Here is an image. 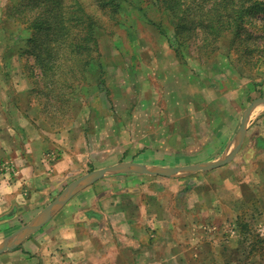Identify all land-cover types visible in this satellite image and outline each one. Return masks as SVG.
Returning a JSON list of instances; mask_svg holds the SVG:
<instances>
[{"label":"rangeland","instance_id":"374dc122","mask_svg":"<svg viewBox=\"0 0 264 264\" xmlns=\"http://www.w3.org/2000/svg\"><path fill=\"white\" fill-rule=\"evenodd\" d=\"M37 1L0 0V96L9 99L11 112L13 105L21 104L43 130L59 132L78 121L89 124L94 106L106 115L109 131L111 125L125 121L120 142H132L135 132L140 147L149 136L147 130L155 131L157 142L163 140L171 153H179V163L171 167L202 165L233 151L244 112L264 98V64L250 69L236 58L230 62L226 55L232 34L219 38L215 57L203 55L197 39L200 30L188 29L199 13L191 0H178L180 13L185 3L191 4L184 10L187 29L173 38L187 39L181 46L183 54L170 46L174 22L160 1L117 0L122 5L118 11L101 8L95 0H65V12L78 13L81 5L86 15L99 19L94 28L99 43L94 55L101 56L104 66L100 80L87 78L83 89L80 86L68 94L67 110L59 109V84L53 92L51 72L45 73L28 52L33 49L29 38L35 33L29 22L39 14L38 7L29 4ZM72 27L75 31L74 23ZM61 55L54 64L65 62ZM111 136L120 143L118 135ZM262 149L261 103L251 111L241 148L231 160L173 175L182 178V186L173 180L172 192H165L166 212L175 226L168 225L171 237L156 253L173 254L169 264H263L258 258H264ZM108 152L118 155L120 150L113 147ZM179 225L183 232L179 233Z\"/></svg>","mask_w":264,"mask_h":264},{"label":"crops","instance_id":"0c3cea01","mask_svg":"<svg viewBox=\"0 0 264 264\" xmlns=\"http://www.w3.org/2000/svg\"><path fill=\"white\" fill-rule=\"evenodd\" d=\"M8 100L0 96V244L8 241L14 246L0 252V264H169L173 260V254L156 252L171 237L168 225L175 226L166 212L165 192H172L173 180L182 186V178L110 168L121 163L173 168L179 153H171L163 140L157 142L155 131L147 130L149 136L140 147L135 132L132 142H120L125 121L111 125L109 131L106 115L94 106L89 124L78 121L51 132L35 125L21 104L13 105L11 112ZM113 147L120 152L109 156ZM103 169L91 180L90 174ZM28 225L39 226L20 239ZM178 229L183 232V225ZM258 258L263 263L264 258Z\"/></svg>","mask_w":264,"mask_h":264},{"label":"trees","instance_id":"16d2710c","mask_svg":"<svg viewBox=\"0 0 264 264\" xmlns=\"http://www.w3.org/2000/svg\"><path fill=\"white\" fill-rule=\"evenodd\" d=\"M117 0H95L102 7L121 11V4ZM161 7L168 10L171 21L174 22L173 37L170 46L178 53L183 54L181 46L187 40L182 36L178 41L174 36L183 35L187 29L185 11L191 4L185 3L181 7L178 0H157ZM65 0L37 1L29 4L37 6L39 14L31 19L29 24L34 29V36L29 38L33 49L28 50L35 57L36 63L45 73L51 72L52 91L57 93L58 108L63 109L68 102V94L73 89L77 92L83 89V83L90 76L100 80L104 61L101 56L94 55L98 51V38L95 35V22L99 19L93 15H86L84 7L79 5L78 13L64 10ZM199 9L197 17L189 31L200 30L201 36L198 47L206 57H215L219 53L220 37L232 34L227 57L232 58L247 67H261L264 64V0H191ZM27 5V4H26ZM119 6V7H118ZM119 8V9H118ZM118 11H115L117 13ZM72 23L75 24V31ZM196 23V24H195ZM97 28V25H96ZM75 32V34H74ZM188 37V36H187ZM58 54L65 56V62L54 64L59 59ZM65 63V64H64ZM48 76V75H47ZM58 83V84H57ZM101 85V84H100ZM67 89L62 91V89ZM51 91V89H50ZM77 96V94L75 93Z\"/></svg>","mask_w":264,"mask_h":264},{"label":"water","instance_id":"95a60500","mask_svg":"<svg viewBox=\"0 0 264 264\" xmlns=\"http://www.w3.org/2000/svg\"><path fill=\"white\" fill-rule=\"evenodd\" d=\"M261 103L264 104V98H261V99L255 101L248 109H246V111L243 114L242 125L240 127V134H239L238 141L236 143L235 148L233 149V151L228 156L224 157L223 159H221L217 162H210V163H206V164H202V165H186V166H182V167H173V168H165V169H150V168H147V167L142 166V165H137L135 163H121V164H118L114 167H111L110 169L123 170V171H135V172L150 173V174L173 175V174H177L181 171H196L199 169L208 168V167H215V166H218L220 164L226 163L227 161L231 160L238 153L239 149L241 148V145H242V142L244 139V135H245V131H246V124H247L248 117H249L251 111L255 108V106H257ZM105 170L106 169L99 170V171H96V172L90 174L91 180H94L96 177L100 176L103 172H105ZM75 186L76 185H74V187H71V188L74 190ZM72 189H70V191ZM38 226L39 225H28L25 228V230L23 231V233L21 234L20 239H22L23 237L28 235L31 231H33ZM13 246H14V244L9 243L8 241H5V242L0 244V252L3 250H6V249L12 248Z\"/></svg>","mask_w":264,"mask_h":264}]
</instances>
